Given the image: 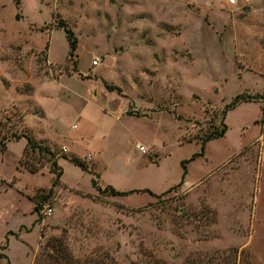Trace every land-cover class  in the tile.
Masks as SVG:
<instances>
[{"label": "rangeland", "instance_id": "obj_1", "mask_svg": "<svg viewBox=\"0 0 264 264\" xmlns=\"http://www.w3.org/2000/svg\"><path fill=\"white\" fill-rule=\"evenodd\" d=\"M13 1L0 0V264H264V0ZM236 94L252 98L161 193ZM22 134L55 152L56 185ZM94 176L139 191L99 193Z\"/></svg>", "mask_w": 264, "mask_h": 264}, {"label": "trees", "instance_id": "obj_2", "mask_svg": "<svg viewBox=\"0 0 264 264\" xmlns=\"http://www.w3.org/2000/svg\"><path fill=\"white\" fill-rule=\"evenodd\" d=\"M13 2L15 4V7L17 8L18 0H14ZM14 18L15 19L18 18L17 12L14 14ZM58 26L63 27L64 36H65L67 43H68V53L70 55L71 52L75 49L76 39L73 36L71 30L66 28V26H64L63 23H58ZM250 98H252V97L245 95V94H236L235 96L232 97L231 101L228 104H225L223 106V108H221V110H220V118L221 119L219 120V122L217 124H212V125L208 126L205 129V131L200 132L196 136H193V139L199 143V151L196 153H193L188 159L181 161L180 164H181L182 171H181L179 181L177 183H175L174 185L170 186L169 188H167L166 190L162 191L161 193H166L172 189L179 187L182 184V182L185 178V174H186L185 164L188 161L194 159L196 156H200L203 154V150H204V146H205L206 142H208L211 139L220 138L223 136V134L226 130V126L223 122L224 114L226 113V111L228 109L234 107L238 102L246 100V99H250ZM21 136H23L26 140L25 145L22 149V154L24 153L25 149L30 148L31 151L37 150L38 154L45 155L47 158V161L49 163V170L54 173L52 186L56 185L58 183V179H59V176L61 174V170H60V168L56 162L55 152L53 150H51L46 144H44L41 141L35 140L32 136H30L28 134H22ZM19 137L20 136H18L17 138H19ZM4 149H5V144L3 142H0V151H2ZM65 158H67V160L69 162L78 166L80 169L90 172L89 169L87 168L85 162L83 160L79 159L78 157L72 155V156H68ZM24 166H26L25 163H24ZM27 168H28L29 172H35L36 171V168H32L31 166L30 167L28 166ZM96 181H97V176H94L91 178L92 187L97 189V191L99 193H107L110 196L125 195L127 193L139 191V190H133V189L129 190V191H119V190L115 189L114 187H112L111 185H108V184L102 188V187H99L97 185ZM50 191H51V188L48 189V192L46 194H41L38 197L35 196V194L32 196V202H33L32 210H33V212H37L39 210L40 201L45 200L50 195ZM141 191H146L149 194L153 195L154 197L159 196V194H152V192L145 190V189H143ZM8 233H10V232H8Z\"/></svg>", "mask_w": 264, "mask_h": 264}, {"label": "built area", "instance_id": "obj_3", "mask_svg": "<svg viewBox=\"0 0 264 264\" xmlns=\"http://www.w3.org/2000/svg\"><path fill=\"white\" fill-rule=\"evenodd\" d=\"M229 3H234V0H228ZM92 63H96V59L94 58L92 60ZM135 147H137L139 150L141 151H144V148L138 144L135 145ZM62 150H65L63 147H62ZM41 212L44 214V215H50L51 212H52V208L49 206V205H45Z\"/></svg>", "mask_w": 264, "mask_h": 264}]
</instances>
